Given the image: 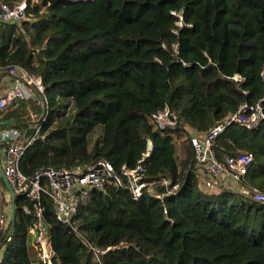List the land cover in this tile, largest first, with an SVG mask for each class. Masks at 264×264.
Instances as JSON below:
<instances>
[{
	"label": "trees",
	"instance_id": "16d2710c",
	"mask_svg": "<svg viewBox=\"0 0 264 264\" xmlns=\"http://www.w3.org/2000/svg\"><path fill=\"white\" fill-rule=\"evenodd\" d=\"M76 7L81 17L71 14ZM17 66L44 91L31 86L30 99L1 113L0 123L14 126L0 131L21 132L24 144L49 116L21 161L24 175L101 159L120 173L137 167L150 142L148 178L180 184L164 200L95 191L71 225L56 220L44 195L53 264H264V205L250 194L203 191L190 141L244 105L264 113V0H36L27 20L0 30L2 74ZM166 106L179 124L160 131L151 116ZM213 151L221 162L253 154L241 187L264 193V121L253 131L230 126ZM0 191L1 217L11 204L1 177ZM27 210L33 203L17 198L14 220L0 230V264H42Z\"/></svg>",
	"mask_w": 264,
	"mask_h": 264
},
{
	"label": "built area",
	"instance_id": "2783aa9c",
	"mask_svg": "<svg viewBox=\"0 0 264 264\" xmlns=\"http://www.w3.org/2000/svg\"><path fill=\"white\" fill-rule=\"evenodd\" d=\"M35 3L36 0H18L8 5L0 0V30L4 26L19 25L27 20L28 10ZM179 25L182 27V23ZM1 73L0 68V75ZM15 74L19 75V78L17 77L14 86L0 96V114L5 112L11 104L30 99L32 97L31 86H35L42 93L44 91L41 79L30 76L21 67H13L7 75ZM48 118V113L45 112L36 126V135L27 139L24 144L20 142L23 137L21 132L14 129L0 131V156H2L5 176L17 198H27L33 203V210H27L34 219L29 232L35 237L34 248L42 264H53L49 233L43 227L45 224L43 222L44 195H47L53 204L56 220L63 225H71L80 206L88 201L95 191H105L110 187L126 189L132 199L137 202L147 195L164 200L167 196H174L180 189V184H174L169 179L148 178L147 162L152 153L150 142L137 167L129 169L124 166L120 173H117L107 160L101 159L85 169L48 168L32 177L24 175L20 169L21 161L28 148L32 147L39 139L38 135L42 125ZM151 120L160 131L174 128L179 124L177 115L167 106L153 114ZM263 121L264 113L260 106L248 108L244 105L236 114L219 123L208 134H192L190 141L195 151L196 166L206 189H217L225 179L240 185L255 160L253 154L246 153L238 157H229L225 162L219 161L213 151L216 139L230 126L240 125L248 131H253L259 129ZM247 193L255 202L264 205V193L256 189L247 190ZM1 200L2 193L0 191ZM10 221H12V217H7L2 213L0 230Z\"/></svg>",
	"mask_w": 264,
	"mask_h": 264
},
{
	"label": "rangeland",
	"instance_id": "374dc122",
	"mask_svg": "<svg viewBox=\"0 0 264 264\" xmlns=\"http://www.w3.org/2000/svg\"><path fill=\"white\" fill-rule=\"evenodd\" d=\"M69 1H74V2H79V1H90V0H69ZM71 14L74 15V16H79L81 17V14L79 13V10L78 8H73L71 10ZM196 46L198 47L199 44L201 45V43L199 42H196L195 43ZM17 77L19 78V75L15 74V75H7V74H2L0 75V87H1V84L4 82V85L2 84V89L0 90V96L4 95L6 92L5 91H9L13 86H14V83L16 82V79ZM4 87H6V89H4ZM188 140V134L187 133H182V134H179L178 136H175V141H176V144H177V152H178V158L179 160L182 161L183 159V143H185L186 141ZM241 184L238 185L236 183H233L232 181L228 180V179H225L223 180L219 187L217 189H206L204 187L203 191H205L208 195L209 194H214V195H217L219 193H221L223 190H226V191H233L235 193H241V194H248L247 193V190H245L243 187H241ZM6 197H5V201L7 200V196H8V193L5 194ZM9 197V196H8ZM32 255L37 257L36 255V252L35 250L32 251Z\"/></svg>",
	"mask_w": 264,
	"mask_h": 264
},
{
	"label": "water",
	"instance_id": "95a60500",
	"mask_svg": "<svg viewBox=\"0 0 264 264\" xmlns=\"http://www.w3.org/2000/svg\"><path fill=\"white\" fill-rule=\"evenodd\" d=\"M13 127L14 126V121H5L0 123V129L3 127ZM0 177L3 180L4 184H5V188L6 191L9 195L10 201H11V207H12V213H11V217H12V221L14 220V216H15V201L17 199L15 192L13 191L10 183L8 182L5 173H4V169H3V164H2V160L0 157ZM43 227L45 228V231L47 232V227L45 224H43Z\"/></svg>",
	"mask_w": 264,
	"mask_h": 264
},
{
	"label": "crops",
	"instance_id": "0c3cea01",
	"mask_svg": "<svg viewBox=\"0 0 264 264\" xmlns=\"http://www.w3.org/2000/svg\"><path fill=\"white\" fill-rule=\"evenodd\" d=\"M4 85V82L2 83ZM2 84H1V87H0V90L3 88L2 87ZM4 89H6V87H4ZM8 91V90H7ZM5 91V92H7ZM8 201V199H7ZM11 212H12V207H11V204H8L7 202L5 203V206H4V210H3V213L8 217H11ZM3 254H4V251H0V262L3 258Z\"/></svg>",
	"mask_w": 264,
	"mask_h": 264
}]
</instances>
